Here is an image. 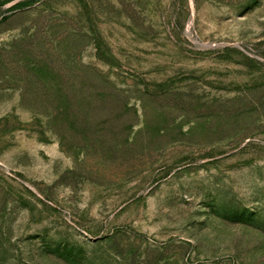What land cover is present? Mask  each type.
I'll return each mask as SVG.
<instances>
[{"label": "rangeland", "instance_id": "374dc122", "mask_svg": "<svg viewBox=\"0 0 264 264\" xmlns=\"http://www.w3.org/2000/svg\"><path fill=\"white\" fill-rule=\"evenodd\" d=\"M0 264H264V0H0Z\"/></svg>", "mask_w": 264, "mask_h": 264}]
</instances>
